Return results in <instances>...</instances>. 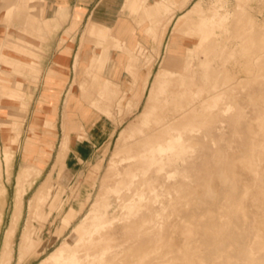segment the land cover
Returning a JSON list of instances; mask_svg holds the SVG:
<instances>
[{
	"label": "rangeland",
	"instance_id": "1",
	"mask_svg": "<svg viewBox=\"0 0 264 264\" xmlns=\"http://www.w3.org/2000/svg\"><path fill=\"white\" fill-rule=\"evenodd\" d=\"M130 1L91 32L0 0V264H264V0Z\"/></svg>",
	"mask_w": 264,
	"mask_h": 264
},
{
	"label": "crops",
	"instance_id": "2",
	"mask_svg": "<svg viewBox=\"0 0 264 264\" xmlns=\"http://www.w3.org/2000/svg\"><path fill=\"white\" fill-rule=\"evenodd\" d=\"M40 3L43 6L40 14L44 17L54 15L61 4L68 10V16L65 21L61 22L59 27L52 28L53 30H67L69 27L78 29L89 20L88 30L93 32L99 28L98 25L103 23L111 26L114 25L117 21L118 13L122 8L123 0H40ZM150 4L151 2L148 0L130 1L131 10H142L145 13V17L152 13V11L150 13V10H148ZM183 7L184 5L181 8ZM148 21L149 20H146L144 25L146 28L151 26V23ZM168 21L167 23H169ZM145 31L147 30L145 29ZM115 38L118 39V37ZM74 45L75 41L73 42L69 39L66 41H61L58 38L51 39V41L45 45V47L48 48L47 60H43L42 63L45 65H52L53 63L58 65L68 64L73 56ZM107 126L105 121L96 118L89 123L85 129V137H80L77 131H70L67 143L68 151L65 156V163H67L68 167L71 168V166H75L79 160L92 156L94 151L109 139L110 133H112L113 130L109 131ZM7 144L6 141V145ZM58 166H60V164H55L52 171Z\"/></svg>",
	"mask_w": 264,
	"mask_h": 264
},
{
	"label": "bare ground",
	"instance_id": "3",
	"mask_svg": "<svg viewBox=\"0 0 264 264\" xmlns=\"http://www.w3.org/2000/svg\"><path fill=\"white\" fill-rule=\"evenodd\" d=\"M261 258H262V257H261ZM261 258H260V259H261ZM263 259H264V258H263ZM262 261H263V260H262ZM263 262H264V261H263Z\"/></svg>",
	"mask_w": 264,
	"mask_h": 264
}]
</instances>
